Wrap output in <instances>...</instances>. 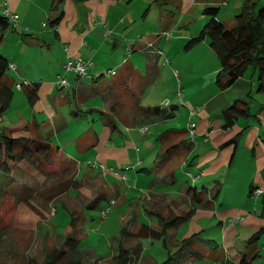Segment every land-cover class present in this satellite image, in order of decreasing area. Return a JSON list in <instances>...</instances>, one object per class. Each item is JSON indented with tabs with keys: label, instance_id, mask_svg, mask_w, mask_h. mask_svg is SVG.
<instances>
[{
	"label": "rangeland",
	"instance_id": "374dc122",
	"mask_svg": "<svg viewBox=\"0 0 264 264\" xmlns=\"http://www.w3.org/2000/svg\"><path fill=\"white\" fill-rule=\"evenodd\" d=\"M187 1L189 0H185V6ZM213 1H216L213 2L214 4H221L223 0ZM227 1L229 6L222 5V9L236 12V17L237 13L241 11L235 8L236 0ZM198 4L199 7L193 10L194 22L190 17L183 14L178 3L170 2L166 5L157 4L156 0H148L143 9L138 11L139 20L136 24L131 26L126 24L120 27V31L123 33L121 38L122 49H120L121 60L111 62L112 68L110 69L104 65L105 72L97 82L78 78L79 81L88 83L89 87L102 88L101 82L107 84L106 97L109 98V100L107 99V108L115 111L114 99H120L122 104L121 109H119L120 116L124 117L126 121H130V118L137 113L136 118L139 120L137 124L148 127L142 142L130 149V159L133 163L138 165L140 164L139 159L144 158L142 167L153 168L168 160L165 163L163 174H170V170L176 168V183L174 184H164L157 177L156 172L139 173V175L145 184L157 178L154 185L155 192H164L169 195V197L167 195H149L154 201L153 207L156 206L158 209L163 207L165 216L174 215L171 219L178 216L188 217L173 221L176 223L174 227H176L175 233L178 237H182L187 231L190 222H198L203 227L204 230L199 233L200 240L206 242L207 249L214 250V254L218 257L209 256L206 253L202 255L201 253L206 251L203 250L200 251V256L190 263L230 264L233 261L232 257L237 252L242 253L245 249V243L248 240L250 242L251 238L249 236L247 238L245 236L234 237L236 230L226 234L223 228L225 225L222 224L218 211L226 209L225 206L238 207L241 205L242 207L243 204L248 203L245 192L247 191L246 182L249 179V173L246 170L248 163L241 158L240 162H237L230 169L228 166H222L221 169L208 174H200L202 171L193 165L195 158L200 155L201 151L200 146L196 148L190 146L192 142L196 144L195 140L200 141L199 133H195V130H197V122L199 126L203 123L200 122L197 114L198 106L194 104L188 106V101L191 97L196 101L206 100L208 98L206 92L199 94L196 92L204 90L202 88L209 84V80L215 83L218 69L221 68L219 57L216 51L212 49L209 39L206 40L207 43H203L202 40L196 46L187 49L189 39L198 36L210 18L203 13L204 7L209 5H201V2ZM136 5L141 7V0L136 2ZM150 5L153 8L150 16L146 18L144 13ZM127 6L129 7V4L124 2L117 11L126 13ZM221 16L225 18L224 23L228 27L234 24L233 15L226 16L224 11L221 12ZM188 20L191 21L187 28L185 24ZM164 21L167 25L171 24L172 26L175 23L176 26L169 29L172 31L169 40L162 39L159 47L163 50L161 58L155 60L151 52L135 50L140 44L149 45L151 41L157 38V35L161 34L164 29L162 26ZM126 33H129L127 37L125 36ZM124 60L127 64L121 63ZM107 65L109 66V62ZM131 67L135 72L134 78L127 81L125 86L120 89L119 82L113 80L115 75L112 74L111 70L118 68L119 76L126 74V77H129V72L126 73V69ZM8 72L10 71L8 70ZM71 77L72 82L75 83L77 81L76 75L71 74ZM180 91L188 95L186 100L185 97L183 99L179 95ZM27 98L25 91L18 89L15 91L13 101L0 122V131H3L8 124L19 121L21 117L30 118L32 107L27 102ZM72 98H75L73 94ZM103 102L100 94H94L85 104L91 107H102ZM174 106L176 108L172 110L171 108ZM192 108L195 109L193 112H191ZM70 110L72 111L71 108ZM70 110L66 108L67 113H70ZM113 110L107 111L104 119L109 122L118 120ZM37 112L40 111L37 110ZM100 115L101 113L99 116L98 114L95 116L88 115L79 123L74 122L73 129L75 130L71 131L80 137L92 127L101 131L100 120L103 118ZM37 116L44 122L49 121L50 117L49 114L39 115L38 113ZM221 116L222 113L218 114V117ZM213 117L211 116V118ZM44 122H41V125ZM119 125V129L126 137L127 124ZM26 126V129L24 128L26 131L22 132L24 135L44 141L38 134L35 124L26 123ZM118 136L119 133L116 132L112 141L108 140L109 144H121V139L126 140L125 138L120 139ZM67 138L60 140L63 142H60L61 152L57 146H51L50 143L48 146L51 147H47V144L42 145L35 139L37 157L32 156L29 160L16 162L10 167L9 172L0 168V264H43L50 255L58 250H63L62 255L58 258L60 262L80 257L83 264H119L115 256L119 254L118 246L121 242L124 245L132 246L133 258L129 264H150L152 261L161 264L170 256V264H177L178 261H181L183 251L172 244L171 239L168 238V242L165 244L166 237L139 236L134 238L132 236L131 233L137 232L143 225L159 226L161 219L160 210L149 213L143 206V193H141L140 186L135 185L138 175L135 170H127L129 180L126 182L118 181L112 172H108V183L120 184L127 189H129V185L134 186L128 195L129 201L126 203L117 198V191H112L109 187L108 194L113 198L112 200L107 201L101 198L100 201L92 204L93 207H86L89 202L94 201V197L103 196L106 192L104 183H100L97 178H83L80 183L75 185L76 187L69 188V192L52 198L59 183L61 181L67 182L73 178L77 169V163L70 159L77 157L73 151V145L76 142L75 137H69L66 140ZM51 142L59 145L58 142L52 140ZM175 144H178L179 147H170ZM190 148L191 156L187 160L189 165L186 166L183 162ZM91 156L92 154L89 155V157ZM92 167L90 162L89 164H82V174L84 172L90 175L96 174ZM110 167L107 165V168ZM131 167L133 168V166ZM116 168L122 169L119 166ZM188 169L191 170V173L186 172ZM71 180L70 182L73 183ZM187 183L197 187V189L191 188L190 197H185L187 194L183 196L181 193V188ZM50 194L52 195L50 196ZM195 194H197L196 197ZM192 196L196 199L192 200ZM146 198L150 199L149 197ZM113 200L115 203L111 205ZM208 200H212L214 205L217 204L214 213L205 215L203 212L194 217L195 208H200L202 202L208 203ZM192 201L194 202L193 205ZM110 206L111 211L108 217L102 218L101 211ZM84 207L86 209L83 210ZM186 212L187 214H184ZM128 214L131 218L127 216ZM80 215H82L81 218H85V222L82 225L83 237L76 238V240L80 239L81 244L80 249L76 250L77 241L73 239L69 242L67 237L74 227L73 217H80ZM124 216H127V219H124ZM132 216L135 217V220L132 219ZM124 230H127L125 238L122 235ZM226 235L227 238H225ZM243 235L248 234L243 233ZM258 244L262 247L261 252L255 256L251 264H264V235L260 239L252 240L249 247L246 245V254L250 257V252L247 251H252V248ZM200 245L203 246L201 243ZM134 246H139L142 249L133 248ZM185 247H190L185 248L186 256L192 254L190 252L193 249L191 243L186 244ZM196 247L200 248L199 246ZM112 255L114 256L112 257Z\"/></svg>",
	"mask_w": 264,
	"mask_h": 264
},
{
	"label": "crops",
	"instance_id": "0c3cea01",
	"mask_svg": "<svg viewBox=\"0 0 264 264\" xmlns=\"http://www.w3.org/2000/svg\"><path fill=\"white\" fill-rule=\"evenodd\" d=\"M138 1L139 0H0V14L3 15L4 10L9 8L11 13L19 16L18 22L13 23L11 21L8 27H0V53L7 57L10 63L17 64L16 69L10 66V72L7 71L6 74V76L13 81L15 90H17L16 83L24 80L38 83L37 87H35L37 88V99L34 103H30L29 98H27V102H29L32 107L30 118L21 117L19 121L15 123L21 125L26 123L37 124L39 130H41L43 134L52 141L59 143L58 145L51 142L52 145L57 146L60 151L61 143H63L61 141L64 140L65 137H75L76 142L73 145V151L77 154V157H69L77 163L74 176L75 179L80 183L83 178H97L100 183H104L106 190L105 194L103 196L98 195L94 197V201L92 203L89 202L86 207H93L92 204L100 201L101 198L107 201L110 199L112 200L113 198L108 194L109 187L112 191H117V198L126 203L129 201L128 195L134 186L129 185V189H127L123 188L120 184H110L107 179L108 172L106 173L97 168H94L96 174L90 175L87 172L82 174V164H89L90 162L91 165V162L96 160L94 162H102L106 166L109 165L111 167L119 166L122 167L123 170H125L124 167H127L126 170L129 168L128 170H135L138 174L136 176L135 185L141 188V193H143L144 197L143 206L145 209L149 213L158 210L161 211L160 225L157 227L151 226L156 231L161 232L164 228V221L170 220L174 215L169 214L170 216L168 215L167 217L163 213V207L159 209L156 206L153 207L155 204L149 195H167L168 197L169 195L164 192H155L154 185L157 182V178L145 184L141 181L139 173L150 174L156 172L157 177H159L164 184H174L176 183V168L170 170V174H163L165 163L168 160H165L163 164H159L153 168L142 167V165H144V158L139 159L142 163L138 165L131 161L130 149L138 146L137 144L142 142L147 132L143 133L141 129L146 125L137 124L139 122L136 118L137 113L130 118V121H126L124 117H121L119 109H121L122 104L120 99H114L115 111L111 108L108 109L107 99L109 100V98L106 97L107 84L103 82H101L102 88L95 86L89 87L88 83L79 81L76 73L69 72L66 76L71 83H73L71 74L77 77V81L73 83L72 88H62L57 84L58 76L64 73L63 64L68 58H77L81 56L92 61L90 72L94 78H86L91 82L100 80L105 72L104 65L110 69L112 68L111 62H118L121 60L120 49H122L121 38L123 33L120 31V27L126 24L127 26L134 25L139 20L138 11L143 9L148 0H141V7L136 5ZM156 1L157 4L161 3L166 5L170 2L173 4L178 3L180 8H182L183 14L190 17L194 22L195 14L193 10L199 7L198 2H201V5H220L221 19L224 21L225 18L221 16V12L225 11L226 16L233 15V23L235 22L236 12L229 9H222V5L226 7L229 6L227 0L221 1V4H214L213 2L216 1L213 0H189L186 6L184 4L185 0ZM124 2L128 3L129 7H126V13H120L117 10ZM244 3L245 0H236V10H242ZM152 8V5L147 8L144 17L147 18L150 16ZM128 18L130 20L129 22ZM56 20L58 21L54 22ZM191 20L186 22L185 25L187 28ZM44 23H46V25H44ZM158 24L160 25V23ZM162 26L164 29L161 34L164 35L166 31H170L169 29L176 25L175 23L172 26L171 24L167 25L164 21ZM171 33L172 31H170V35ZM128 34L129 33H126L125 36L127 37ZM161 34H158V37L151 41L149 45L140 44L135 50H147L154 55L155 60L161 58V55L157 54L155 51L156 47H160L162 39L164 38ZM113 35L115 36L112 38ZM206 40L208 41V38L204 39L203 43H207ZM151 44H154L156 47L150 46ZM149 47H152V51ZM108 62L109 66L107 65ZM123 62L124 61L121 63ZM123 64H127V62ZM116 70L117 73L113 80L119 82L120 89L122 86H125L124 84H126L127 81L134 78L135 72L132 67L126 69V73L129 72V77H126V74L119 76L118 68H116ZM215 70L217 69L215 68ZM208 86L209 88H207ZM29 89H34V87H30ZM202 89L204 90L197 91L196 93L206 92L208 95L206 100L196 101L191 97L188 101V106H190L189 104L198 106L197 114L199 115L200 122L203 123V125L199 126L197 122V130H195V133H199L200 141L195 140L196 144L192 142L190 146L191 148L200 146L201 151L200 155H197L195 158L193 165L196 166V169L202 171L200 174H208L214 173L219 168L221 169L222 166H228L230 169V167L234 166L237 162H240L241 158H243L244 162L248 163L246 170L249 173V179L246 182L247 191H245L248 203L243 204L242 207L241 205L238 207L225 206L226 209L218 211V216L221 217V222L225 225L223 228L226 234L236 230L234 237L245 236V238H247L249 236V238H252L255 233L262 231L260 237L262 238L264 235V192L258 197L252 196L254 188L259 186L264 187V88L260 89L258 71L253 67L249 68L244 76L227 89L219 88L216 81L214 83L211 80H209V84ZM20 91H25L28 96L27 88H23ZM72 94L75 98H72ZM94 94H100L102 96L104 101L102 107H91L85 104ZM184 97L186 100L188 95L184 94ZM237 100H246L249 102L251 115L247 118H239L233 127L225 129L223 128L222 116L218 117V114L222 113ZM192 101L195 102L193 103ZM66 108L69 110L71 108L72 111L70 110V113H67ZM37 110L40 112H37ZM111 110H113L114 114L118 117V120H115L116 122L113 126L109 125L107 120L104 119L106 112ZM193 110L195 109L192 108L191 112H193ZM37 113L39 115L49 114V121L44 122L39 119ZM100 113V116L103 118L100 120L101 131H98L96 127H92L91 130L81 137L71 131L75 130L73 129L74 122L77 121L79 123L81 119L83 120V118L88 115L95 116L98 114L99 116ZM211 116L214 117L211 118ZM41 122H44L43 125H41ZM119 124H127L128 129H126V137H124L122 130L119 129ZM70 131L71 133H68ZM116 132L119 133L118 137L120 139L125 138L126 140L121 139V144H109L108 140L112 141V137ZM234 137L239 138L238 143H228ZM68 138L66 140H68ZM242 144L243 147H241ZM191 148L183 162L186 166L189 165L187 160L191 156ZM91 154L92 156L89 157ZM183 163H181V165ZM131 166H133V168ZM186 172L191 173V170L188 169ZM116 178L118 181L126 182L129 180V175L126 180H122L119 177ZM192 187L197 189L196 186L190 183L184 185L181 188L183 196L187 194L185 197H190ZM202 193L206 194L204 191H202ZM193 204L194 202L192 201V205ZM216 206L217 204L214 205L212 200H208V203L202 202L200 208H195V215L193 216L196 217L203 212L205 215L214 213ZM86 207H84L83 210L86 209ZM184 214H187V212ZM81 216L82 215H80V217H73L74 220L76 219V224L73 225L72 232H70V234H75L77 238L83 237L82 225L85 222V218H81ZM127 216L130 217L129 214ZM127 216H124V219H127ZM239 216H244V219H237ZM132 219L135 220V217L132 216ZM175 225L176 223L172 226L173 228L169 227L162 238L166 237L167 242L168 238L171 239L172 244L182 249V260L178 261L177 264H193L190 262L198 258L200 256V251L203 250L206 251L201 253L202 255L206 253V255L209 254V256L214 255V257H218L214 254V250L210 251L207 249L206 242L204 243V241L200 240L199 233L204 229L198 222H190V227L182 237L176 235ZM138 232L139 230L131 234L134 238H137L139 237ZM243 233L248 235H243ZM151 238H154V236H151ZM225 238H227V235ZM187 240L188 243L186 242ZM189 243H191V248H193L190 250L192 254L186 256L185 248L190 247H185V245ZM200 243L203 246H201ZM246 245L248 247L250 246L249 240L245 243V249ZM261 246H263L262 243ZM124 247L131 249L132 246L124 245ZM135 247L142 249L139 246H134L133 248ZM245 249L242 253L237 252L235 256L232 257L233 261L230 264H239L241 257L246 254ZM252 249V251H247L253 256L251 263L254 261L255 256L259 255L262 247L258 244ZM226 255H228V253H226ZM113 256L114 255H112V257ZM150 264H156V262L152 261Z\"/></svg>",
	"mask_w": 264,
	"mask_h": 264
},
{
	"label": "trees",
	"instance_id": "16d2710c",
	"mask_svg": "<svg viewBox=\"0 0 264 264\" xmlns=\"http://www.w3.org/2000/svg\"><path fill=\"white\" fill-rule=\"evenodd\" d=\"M262 1L263 2L261 3V0H245L242 10L236 15L235 22L230 27H228L220 17V5L204 7L203 13L210 18L200 34L188 41L187 49H190L202 40L206 38L209 39L210 45L212 49L216 51L221 64V68L215 79L216 84L221 89H227L234 85L245 75L250 67H253L258 71L260 89L264 88V0ZM57 21L58 20L54 22ZM10 24L11 21L9 18L4 14H0V27H8ZM152 47H149L151 51ZM155 47L156 46H154V48ZM9 67V59L0 53V122L4 117V114L8 111L16 91L13 81L6 76ZM37 84L38 83L33 82L32 85L25 87L28 90L27 93L30 103H34L37 99V88H35L37 87ZM30 87H34V89H29ZM174 108H176V106L171 109L174 110ZM250 115L249 102L246 100H237L222 112L223 128L229 129L237 123L239 118H247ZM115 122L116 121L114 120L110 122L107 120V123L111 126H113ZM27 126L26 124L21 125L19 123H10L5 126L3 131H0V168L3 171L9 172L10 167L16 162L29 160L32 156L37 157L35 139L42 143V145L47 144V147L52 146L50 138L39 130L37 124L35 127L44 141L24 135L22 132L26 131L24 128L26 129ZM238 137H234L228 143H238ZM48 144L51 146H48ZM171 147L176 148L178 147V144ZM59 152L61 151L59 150ZM70 179H72L71 181L73 183L70 182ZM70 179L67 182L61 181L59 183L56 192H53L54 195L52 198L59 197L60 195L69 192V188L78 184V180L75 179V177ZM52 194H50V196ZM196 196L197 194H195V197ZM195 197L193 196L192 199H196ZM182 218L187 217L178 216L164 221V228L161 232L156 231L149 225H143L138 232V236H154L162 238L169 227H172L175 224L173 221ZM74 224H76V219L73 221V225ZM122 233L123 237L126 236L127 230H124ZM261 233L262 231L255 233L251 238V241L254 239H260ZM67 238L69 242H71L73 239L76 240L77 237L75 234H69ZM76 241L77 248L75 249L79 250L81 246L80 239ZM164 242L166 244V238ZM186 242L188 243V240ZM118 250L119 254L115 256L118 263L129 264L133 258V250L125 248L122 242L119 244ZM62 253L63 250H58L53 255H50L43 264H83L80 257L61 262L58 261V258ZM170 258L171 256L161 264H170ZM252 259L253 256L249 257L248 254H244L241 257L239 264H250Z\"/></svg>",
	"mask_w": 264,
	"mask_h": 264
},
{
	"label": "built area",
	"instance_id": "2783aa9c",
	"mask_svg": "<svg viewBox=\"0 0 264 264\" xmlns=\"http://www.w3.org/2000/svg\"><path fill=\"white\" fill-rule=\"evenodd\" d=\"M3 14L9 18L10 21H12L13 23H16L18 22V19H19V16L17 14H13L11 13L10 9L9 8H6L3 12ZM44 25H46V23H44ZM162 37H164L166 40H169L170 39V31H166L163 34H161ZM150 46H153L154 47V44H151ZM67 48V47H66ZM156 53L159 54V55H162L163 54V50L159 49V48H156ZM126 61L124 60L123 63H125ZM92 65V61L90 60H87L83 57H77V58H68L67 61L63 64V70H64V73L60 74L58 76V79H57V84L62 87V88H68V89H71L72 88V83L71 81L68 79V77L66 76L67 73L69 72H72V73H76L78 75L79 78H89V79H93L94 76L91 74L90 72V67ZM10 66L14 69L17 68V64H14V63H10ZM112 71V74H116L117 73V70L116 68L111 70ZM33 82L32 81H29V80H24L22 82H18L16 83V88L18 90H21L23 88H25L26 86H30L32 85ZM179 95L183 98L184 97V93L183 92H179ZM142 132L145 133L147 130H148V127H143L142 129ZM139 163H142V161L140 160ZM91 164L93 165V168H97V169H100L104 172H112L116 177H119L120 179L122 180H126L127 177H128V173H127V170L129 169H119V168H116V167H110V168H107V166L102 163V162H91ZM264 192V187L263 186H259V187H256L253 189V192H252V196L253 197H258L260 194H262ZM114 200L111 201V205H114ZM111 211V206L108 208V209H103L101 211V216L102 218L106 219L109 215ZM237 219H244V216H239Z\"/></svg>",
	"mask_w": 264,
	"mask_h": 264
}]
</instances>
